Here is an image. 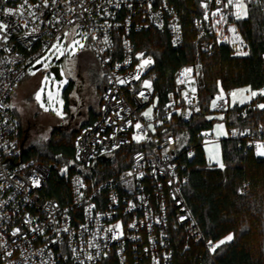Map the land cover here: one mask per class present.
<instances>
[{"label":"built area","instance_id":"1","mask_svg":"<svg viewBox=\"0 0 264 264\" xmlns=\"http://www.w3.org/2000/svg\"><path fill=\"white\" fill-rule=\"evenodd\" d=\"M178 2L0 0V23L8 25L0 30V264H207L203 255L215 264L219 241L203 237L183 194V156L191 158L193 147L168 120L188 121L201 111V53L226 45L233 56L248 54L236 20L246 17L250 6L264 14V0H242L246 15L240 18L236 0H194L193 52L174 69L159 102L153 58L138 48L134 34L155 29L168 35L171 47H182L186 32ZM65 36L84 40L105 72L97 118L76 126L72 160L22 159L24 139L10 95L27 67ZM229 92L210 109L225 112ZM226 130V138L245 139L255 153L264 149L261 125ZM200 134L203 144L212 135ZM120 148L131 150L130 162L100 177V167ZM51 172L69 183L64 202L42 194Z\"/></svg>","mask_w":264,"mask_h":264},{"label":"trees","instance_id":"2","mask_svg":"<svg viewBox=\"0 0 264 264\" xmlns=\"http://www.w3.org/2000/svg\"><path fill=\"white\" fill-rule=\"evenodd\" d=\"M194 0H180L178 10L186 32L184 45L170 46L168 35L155 29L134 34L138 48L150 54L154 61L156 96L159 102L166 98L171 87L174 69L189 60L193 52L191 43V18L196 12ZM248 54L243 57L232 55L226 45L212 52L200 54L202 85L197 89V100L201 111L188 121L171 117L169 127L182 132L186 143L193 147L194 154L187 159L184 169L187 183L183 194L205 239L219 241L213 254L215 264H264V156L246 147L245 139L221 138L222 165L216 166L206 159L203 150V135L200 132L211 130L217 120L226 129L247 130L259 125L264 127V108L253 107L255 102L264 105V94H257L243 104H233L220 113V118H209L212 99L221 91L248 86L252 90L264 87V14L255 6L247 9L244 18L236 20ZM69 83L63 91L65 108L69 100ZM18 118L17 112H13ZM97 113H90L81 124L90 123ZM80 124V125H81ZM79 127V126H78ZM79 128L69 131L61 127L53 128L42 143H31L23 147L21 158L42 162L64 163L74 158V140ZM20 135H22L20 125ZM130 149H118L111 159L100 168V177L114 175L130 162ZM42 194L56 197L64 202L69 199L70 186L67 181L51 172L44 184ZM232 239H224L226 235ZM225 241L220 244V241ZM200 249V246H199ZM207 264L212 261L204 256Z\"/></svg>","mask_w":264,"mask_h":264},{"label":"rangeland","instance_id":"3","mask_svg":"<svg viewBox=\"0 0 264 264\" xmlns=\"http://www.w3.org/2000/svg\"><path fill=\"white\" fill-rule=\"evenodd\" d=\"M245 15L243 9L240 17ZM56 62L61 78L50 70ZM37 63H41L39 68L34 69L35 64L27 67L25 77L14 87L9 101L11 110L17 112L22 135L25 136L24 148L31 143L44 142L53 128L61 127L69 131L88 119L90 113H98L106 84L103 68L82 39L65 36L53 44ZM69 83L72 88L65 108L63 91ZM234 92L235 96L232 95ZM252 92L262 94L264 87L257 90L248 86L235 88L228 94L230 104L240 105L249 101L253 97ZM37 93L40 95L39 100L36 98ZM223 95L224 92L221 91L212 99V103ZM209 118L219 119L220 114L212 113ZM207 131L212 135L203 144L206 159L221 166L218 140L226 137L228 132L219 120ZM261 151L264 149H257L256 154L260 155ZM228 236L229 234L224 239Z\"/></svg>","mask_w":264,"mask_h":264},{"label":"snow or ice","instance_id":"4","mask_svg":"<svg viewBox=\"0 0 264 264\" xmlns=\"http://www.w3.org/2000/svg\"><path fill=\"white\" fill-rule=\"evenodd\" d=\"M218 2H219V0H218ZM232 3H233V0H228V4H232ZM235 7L238 9V11H237V13H236V14H237V18H240V16H241V12H242L243 9H244V5H243V3H242V0H236ZM13 11H14L13 9H6V10H5V13H6V14H13ZM7 27H8V25H6V24H4V23H0V30H7ZM233 31H235V29H233ZM240 54L247 55V53H240ZM150 63H151V60H150V59L145 60V61L143 62L144 65H147V64H150ZM186 71H187V72H191L192 70H191V69H187ZM120 82L123 83V81H120ZM144 83H145V86L150 87V84H149L148 81H145ZM245 91H247V90H245ZM256 94H257L256 92H252V95H253V96H255ZM262 94H264V93H262ZM143 95H144V94L141 93V96H143ZM232 95L235 96L236 93L234 92V93H232ZM36 98H37V100L40 99V95H39V93H37ZM259 107L264 108V105H259ZM150 112H151V109H149V112H148V113H144V115L147 116ZM57 114L59 115V113H57ZM136 127L139 128L140 125L137 124ZM259 154H260V155H264V151H261ZM34 183H38V181H34ZM116 227H119V225H117ZM16 232H19V230H16ZM16 232H14L13 235H15ZM226 239H227V240H231V239H232V236L229 235ZM224 242H225V241L222 240V241H220V244H223ZM218 246H219V245H217L216 247H218ZM213 250H215V249H213Z\"/></svg>","mask_w":264,"mask_h":264},{"label":"water","instance_id":"5","mask_svg":"<svg viewBox=\"0 0 264 264\" xmlns=\"http://www.w3.org/2000/svg\"><path fill=\"white\" fill-rule=\"evenodd\" d=\"M60 59H57V61H59ZM41 66V64L40 63H38V64H36V65H34V69H36V68H39ZM50 70H51V72H53L54 73V75L56 76V77H58V78H61V75H60V73H59V67L57 66V65H52L51 67H50Z\"/></svg>","mask_w":264,"mask_h":264},{"label":"flooded vegetation","instance_id":"6","mask_svg":"<svg viewBox=\"0 0 264 264\" xmlns=\"http://www.w3.org/2000/svg\"><path fill=\"white\" fill-rule=\"evenodd\" d=\"M53 65H57V66H58V63L56 62V63H54ZM103 90H104V87H103Z\"/></svg>","mask_w":264,"mask_h":264}]
</instances>
